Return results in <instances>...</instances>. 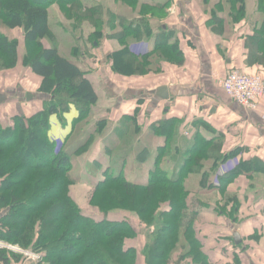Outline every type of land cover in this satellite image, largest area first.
<instances>
[{
	"label": "crops",
	"instance_id": "crops-1",
	"mask_svg": "<svg viewBox=\"0 0 264 264\" xmlns=\"http://www.w3.org/2000/svg\"><path fill=\"white\" fill-rule=\"evenodd\" d=\"M41 1L49 5L50 34L42 40L43 45L56 47L63 57L76 63L99 96L84 121L78 120L81 111L73 102L67 112L52 114L49 118V139L70 154L92 137L85 152L72 154V171L77 174L81 170L82 176L78 179L71 171L76 182L70 186V195L84 210L91 208L94 186L103 178L105 169H124L129 180L147 181L159 148L167 146L163 159L169 158L168 169L174 170L192 146L196 132L207 139H218L223 149L245 150L222 164L220 174L233 169L242 157L264 159V96L258 110L247 108L233 100L218 83L233 70L259 73L264 78V0H245L247 13L238 23L232 22L228 13V0H171L165 11L160 5L169 0H140L139 3L131 0L135 3L130 4L125 0ZM220 3L223 7L217 15L219 19L215 17V20L213 11ZM77 6L80 11L73 9ZM89 8H95L100 24L94 23ZM223 18L224 22L218 25ZM140 21L145 22L139 25L144 39L129 40L132 54H148L162 32L174 31L172 41L178 43L184 61L155 57L147 73L126 75L113 71L112 60L105 58L123 49L119 35L124 28L132 23L136 26ZM0 32L18 40L19 52L25 53L27 45L22 28L2 24ZM75 51L80 58L73 56ZM4 82L1 77L0 85ZM165 85L169 88V99L161 98L154 91ZM24 100L25 104L14 113L3 105L5 102L0 104L3 127L10 125L20 112L29 117V108H43L40 99H36L39 108L36 100L29 102L32 99L27 97ZM105 119L108 123L98 132V122ZM169 119H175L176 126L174 136L167 143L159 135V126ZM113 159H118L120 164L112 165ZM93 162L98 169L95 171L96 167L92 166L86 171L85 166ZM229 187L230 194H237L241 201L238 218L234 220L223 217L213 208L223 202L218 190H202L199 196L210 205L200 211L197 220V229L205 237V250L214 260L233 261L236 251L241 254L246 249L243 259L247 258V264H264V173L241 175ZM143 227L144 233L136 240L139 254L148 231L153 230ZM236 233L243 239L242 250L229 245L225 257L221 256L229 239L223 241L218 236L230 237ZM137 264H144L142 257Z\"/></svg>",
	"mask_w": 264,
	"mask_h": 264
},
{
	"label": "trees",
	"instance_id": "trees-1",
	"mask_svg": "<svg viewBox=\"0 0 264 264\" xmlns=\"http://www.w3.org/2000/svg\"><path fill=\"white\" fill-rule=\"evenodd\" d=\"M125 1L130 4L140 0ZM170 2L160 5L162 11ZM219 5L213 11L214 19H219L223 7ZM48 6L41 0L0 3V27L22 28L27 45L22 56L19 41L0 32V70L22 62L42 78L40 90L52 92L51 99L43 101V108L34 115H16L7 127L0 123V241L40 254L37 264H137L140 257L144 264H247L242 238L238 243L235 236H218L223 241L229 239L221 256L225 257L229 245L243 251H236L233 261L214 260L206 252L197 220L201 208L210 205L199 196L202 190H218L223 202L216 203L215 211L237 219L241 201L237 194H230L229 186L241 175L264 173V159L242 157L233 169L220 174L222 164L245 150L223 149L216 138L207 139L196 132L192 146L174 170L168 169L169 158L163 159L167 146L159 148L144 182L129 180L124 169L108 167L94 186L88 211L71 197L70 186L76 182L71 174L72 156L85 152L92 137L72 155L49 139V118L67 112L73 102L81 111L78 120L84 121L99 96L76 63L63 57L56 47L43 45L42 40L50 34ZM79 7L73 9L80 11ZM94 9L88 11L98 25ZM228 9L235 23L247 13L245 0H228ZM224 20L220 19L218 25ZM144 24L132 23L119 35L123 49L110 54L116 73H147L155 57L184 61L178 43L172 41L174 31L162 32L148 54H132L129 40L144 39L139 26ZM107 123V119L100 120L97 131L102 132ZM175 126V119L159 126V135L167 143L174 136ZM196 177L198 180H194ZM138 224L153 228L147 233L141 254L136 240L144 231ZM21 259L24 261L21 254L0 247V264H19Z\"/></svg>",
	"mask_w": 264,
	"mask_h": 264
},
{
	"label": "rangeland",
	"instance_id": "rangeland-1",
	"mask_svg": "<svg viewBox=\"0 0 264 264\" xmlns=\"http://www.w3.org/2000/svg\"><path fill=\"white\" fill-rule=\"evenodd\" d=\"M107 39H113V38L111 37V38H107ZM92 55H93V57L97 56V54H92ZM111 55L107 56L105 59H107V60L111 59L110 58ZM73 56H75L76 58H80L79 52L73 53ZM150 66H151V64H150ZM1 77L4 78L5 82L3 85H0V93H3L7 96L6 99L3 101L5 103H3V102L2 103H3V105H6V108H10V110H13V113L15 112V110L20 109L21 106H23V104H25L24 99H26V97L32 99L29 102H32L36 99H40V101L41 100L45 101V100L51 99V96H52L51 91L42 92L40 90L42 78L41 77H40L41 79L38 78L39 76H37L33 73L30 66L25 65L22 62H20V64H18V66L15 68H12L9 70H4L3 73L0 70V79H1ZM25 92H28L26 94V96H25ZM39 107H40V105L38 102V108ZM31 109H32V107L29 108V110H28L29 111L28 114L30 116L34 115L36 110H38L37 107H33V109L32 110ZM21 114H24V113L20 112L17 115H21ZM12 121H13V119H12ZM9 123H10V121H9ZM94 163L95 162L87 164L85 166V170L89 171L90 169H92V166H93V168L96 167L95 168V171H96L98 169V167L95 166ZM111 164L117 165V164H120V161L118 159H116V160L113 159V160H111ZM72 172H73V175L78 179L82 176L81 170H79V172L77 174H76L75 170H73ZM208 198H210V196H208ZM213 208H214V205H213ZM201 210H203V208H201ZM210 210L214 211L212 208ZM137 226H138V228H140L141 225L138 224ZM142 227H141V229H142ZM145 228H147V227L145 226ZM4 248H6V247H4ZM10 250H12L15 253L21 254L23 256L24 261L21 259V262L19 264H37L38 263V262H35L33 260L27 259L26 256L24 254H22L17 249L11 248ZM249 259H252V257L249 256ZM14 264H16V263H14Z\"/></svg>",
	"mask_w": 264,
	"mask_h": 264
},
{
	"label": "built area",
	"instance_id": "built-area-1",
	"mask_svg": "<svg viewBox=\"0 0 264 264\" xmlns=\"http://www.w3.org/2000/svg\"><path fill=\"white\" fill-rule=\"evenodd\" d=\"M219 85L239 104L258 110L259 101L264 96V78L261 74H249L241 70H233L218 80ZM0 247L19 250L27 259L38 262L41 255L24 250L19 246L0 241Z\"/></svg>",
	"mask_w": 264,
	"mask_h": 264
},
{
	"label": "water",
	"instance_id": "water-1",
	"mask_svg": "<svg viewBox=\"0 0 264 264\" xmlns=\"http://www.w3.org/2000/svg\"><path fill=\"white\" fill-rule=\"evenodd\" d=\"M154 91H156L155 93H157V95L160 96L163 99H169V97H170L169 88L166 85L162 86V87H159L157 90H154ZM6 97L7 96L5 94L0 93V104L6 99ZM235 238H236L238 243L241 242L239 234L236 233L235 234Z\"/></svg>",
	"mask_w": 264,
	"mask_h": 264
}]
</instances>
